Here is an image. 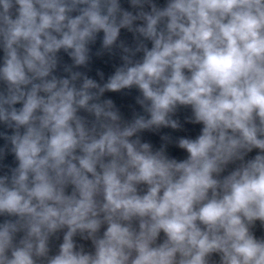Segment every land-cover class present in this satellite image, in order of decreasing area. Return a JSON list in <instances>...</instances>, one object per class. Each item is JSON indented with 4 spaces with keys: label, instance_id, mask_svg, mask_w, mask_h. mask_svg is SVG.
Here are the masks:
<instances>
[{
    "label": "clouds",
    "instance_id": "9594fccd",
    "mask_svg": "<svg viewBox=\"0 0 264 264\" xmlns=\"http://www.w3.org/2000/svg\"><path fill=\"white\" fill-rule=\"evenodd\" d=\"M128 3L135 11L0 0V124L13 130L0 157L17 161L0 175V264H264L253 231L264 226V0ZM122 29L134 47L117 45ZM99 33L123 53L113 75H53L61 50L87 65ZM133 87L144 114L125 121L105 93ZM179 107L202 125L196 138L165 134L158 149L142 139L183 130ZM173 143L186 159L168 155Z\"/></svg>",
    "mask_w": 264,
    "mask_h": 264
}]
</instances>
